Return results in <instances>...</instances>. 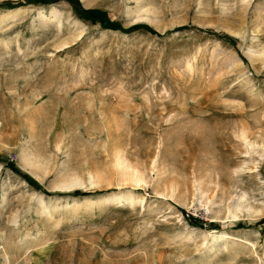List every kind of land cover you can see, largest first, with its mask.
<instances>
[{"label": "rangeland", "instance_id": "374dc122", "mask_svg": "<svg viewBox=\"0 0 264 264\" xmlns=\"http://www.w3.org/2000/svg\"><path fill=\"white\" fill-rule=\"evenodd\" d=\"M78 2L152 31L0 0V264H264V0Z\"/></svg>", "mask_w": 264, "mask_h": 264}, {"label": "trees", "instance_id": "16d2710c", "mask_svg": "<svg viewBox=\"0 0 264 264\" xmlns=\"http://www.w3.org/2000/svg\"><path fill=\"white\" fill-rule=\"evenodd\" d=\"M49 0H31V3H46L48 2ZM52 1H66L67 3L70 4V6L75 10V12L81 16H84L85 18H87L88 20H90L91 22H100L101 25L104 27V28H107V29H112V30H117V31H122L123 33H130V32H133V31H136L138 29H146L148 31H152L148 26L146 25H135V26H132L131 28L129 29H124L122 26L120 25H113V24H110L108 23V21L106 20V15L101 13L99 10H94V9H83L78 0H52ZM1 6H4V7H9V8H14V7H19L21 6V3H14V2H5L4 4H1ZM209 34H212V35H215L217 37H220V39H223L229 43H231V45L234 46V40L228 36H225V35H221V36H218L217 34H214L213 32H211L210 30H207L205 31ZM7 166L10 167L11 169H15L14 167V164L12 162H7ZM21 176L23 177V179L28 183L30 184L31 186L35 187L34 184H32L28 177L25 175V174H21ZM78 194H81L82 196L86 195L87 193L86 192H80V191H75V195H78ZM180 212L185 216L186 220L188 221V223L191 225V226H198L199 225V221L196 220L194 217L192 216H189L183 209H180ZM264 222V219H262L260 222L258 223H263Z\"/></svg>", "mask_w": 264, "mask_h": 264}]
</instances>
